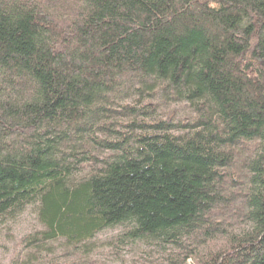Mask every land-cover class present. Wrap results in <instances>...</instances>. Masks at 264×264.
I'll use <instances>...</instances> for the list:
<instances>
[{
    "label": "trees",
    "instance_id": "obj_1",
    "mask_svg": "<svg viewBox=\"0 0 264 264\" xmlns=\"http://www.w3.org/2000/svg\"><path fill=\"white\" fill-rule=\"evenodd\" d=\"M30 208L17 264H264V0H0V226Z\"/></svg>",
    "mask_w": 264,
    "mask_h": 264
},
{
    "label": "rangeland",
    "instance_id": "obj_2",
    "mask_svg": "<svg viewBox=\"0 0 264 264\" xmlns=\"http://www.w3.org/2000/svg\"><path fill=\"white\" fill-rule=\"evenodd\" d=\"M15 221L13 224L8 222L0 226V264H17L22 258L20 250L23 236L38 229L31 208ZM187 264L191 262L188 261Z\"/></svg>",
    "mask_w": 264,
    "mask_h": 264
}]
</instances>
